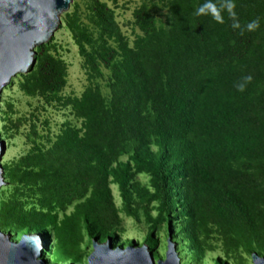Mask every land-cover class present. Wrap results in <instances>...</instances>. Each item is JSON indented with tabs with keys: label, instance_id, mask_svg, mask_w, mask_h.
Instances as JSON below:
<instances>
[{
	"label": "trees",
	"instance_id": "16d2710c",
	"mask_svg": "<svg viewBox=\"0 0 264 264\" xmlns=\"http://www.w3.org/2000/svg\"><path fill=\"white\" fill-rule=\"evenodd\" d=\"M205 2L171 0L168 28L136 11L144 34L132 46L103 3L90 9L96 31L65 13L88 81L109 70V97L89 84L80 97L64 99L81 127L65 124L47 144L31 141L10 176L36 188L38 207L9 199L1 228L50 230L53 261L78 262L83 233L103 242L122 230L110 187L116 184L128 216L139 220L144 211L147 245L156 246L154 232L172 218L198 259L212 234L226 253L233 246L264 256V0H234L242 27L259 19V28L243 35L227 11L224 23L196 15ZM48 51L36 47L21 87L60 101L66 65ZM248 75L251 83L238 91ZM140 173L148 184L136 179Z\"/></svg>",
	"mask_w": 264,
	"mask_h": 264
},
{
	"label": "rangeland",
	"instance_id": "374dc122",
	"mask_svg": "<svg viewBox=\"0 0 264 264\" xmlns=\"http://www.w3.org/2000/svg\"><path fill=\"white\" fill-rule=\"evenodd\" d=\"M97 1L103 3L113 13L121 33L132 46L134 41L142 36L143 30L140 28L136 19V11H144L153 19L156 27L168 28L170 23V1L171 0H72L68 9L60 15L61 23L50 37L49 41L44 43L56 58H60L66 65V82L61 89L58 100L48 101L44 97L34 94L29 95L21 87L23 76L17 74L10 80V85L6 86L0 97V139L5 143V152L1 157L0 165L2 168L3 183L0 187V208L2 203L9 199H17L22 202L25 209L37 206L39 193L35 187H30L26 183L13 181L10 171L19 165L20 158L26 155L31 147V141L35 140L42 144H47L48 139L53 140L65 124L74 127H81V119L75 115L70 104L64 105L62 102L67 97H80L84 89L89 85H97L101 93L108 98V77L109 70L102 68L103 76L94 79L91 83L87 79L86 70L83 66V57L78 51V46L72 36V32L67 26L66 18L73 15L82 26L89 31H96V26L91 18V5ZM43 45V44H42ZM112 45H114L112 43ZM26 74V73H25ZM34 129V132L33 130ZM123 156L122 159H125ZM142 184H148L149 176L140 173L136 177ZM111 191L114 203L119 210L121 217V231H117L114 239L111 236L110 243L113 247H139L144 245V235L148 230L145 222L144 211L138 210L139 220L133 216H128L122 206L121 197L116 184H111ZM68 205L64 211L69 214L73 211V205ZM155 205V204H153ZM151 214L155 216L157 210L152 208ZM63 212L59 211L58 216L62 217ZM154 232L157 239L156 246L145 244L148 249L154 248L153 256L164 258L167 249V242L170 239L174 243L180 264H214L215 259L224 261V264H253L251 253L243 248L230 246L226 253L227 246L223 239L217 234H212L206 238V250L201 259L196 258L189 249V243L177 233L179 223L170 218L168 221L159 225ZM170 231H167V229ZM4 232H9L13 240H18L21 234L8 228H1ZM170 232V236H169ZM31 234L37 235L44 243L42 251L43 257L48 263L53 261L51 254V245L53 244L52 232L46 233L34 230ZM82 242L79 246L81 260L78 262L67 261L66 263L85 264L88 254L92 251V243L89 237L83 233ZM126 240H131L126 243ZM104 242V241H103Z\"/></svg>",
	"mask_w": 264,
	"mask_h": 264
},
{
	"label": "water",
	"instance_id": "95a60500",
	"mask_svg": "<svg viewBox=\"0 0 264 264\" xmlns=\"http://www.w3.org/2000/svg\"><path fill=\"white\" fill-rule=\"evenodd\" d=\"M72 0H0V97L17 74L28 73L35 64L36 47L49 41L61 23L60 15ZM5 143L0 139V160ZM0 165V187H2ZM170 236V232H169ZM111 237L104 242L92 240V251L85 264H180L174 243L168 239L165 257L155 260L144 244L139 247H113ZM44 243L31 232L13 240L0 229V264H74L48 263L43 257ZM253 264H264V256L251 253Z\"/></svg>",
	"mask_w": 264,
	"mask_h": 264
},
{
	"label": "clouds",
	"instance_id": "9594fccd",
	"mask_svg": "<svg viewBox=\"0 0 264 264\" xmlns=\"http://www.w3.org/2000/svg\"><path fill=\"white\" fill-rule=\"evenodd\" d=\"M234 0H219V3H213L212 0H206L196 11V15L211 16L217 23H224L223 12L227 11L229 19L232 20V28L239 29L241 35L244 31H255L259 28V19H254L248 22L243 27L241 26L237 14L235 12ZM253 77L251 75L245 76L237 83V90L243 92L246 90L247 84L251 83Z\"/></svg>",
	"mask_w": 264,
	"mask_h": 264
}]
</instances>
